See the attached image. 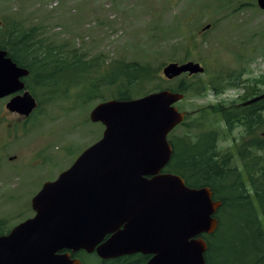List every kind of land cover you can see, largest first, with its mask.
<instances>
[{"label":"rangeland","instance_id":"374dc122","mask_svg":"<svg viewBox=\"0 0 264 264\" xmlns=\"http://www.w3.org/2000/svg\"><path fill=\"white\" fill-rule=\"evenodd\" d=\"M1 26L3 36L14 28L31 32L55 54L76 56L101 70L117 62L139 63L152 74L142 94L184 83L188 90L176 106L189 119L169 135L180 153L199 133L215 132L219 164L243 170L256 159L264 166V151L247 146L264 137V126L252 135L242 123L230 131L209 109L223 104L230 113L264 93V9L257 0H0ZM189 61L205 67V74L172 80L163 75L167 64ZM99 72L91 69L93 78ZM214 86L222 91L215 93ZM36 93L40 104L27 120L7 110L10 98L0 100V223L5 232L32 218L31 201L42 185L57 179L102 137L104 126L92 122L90 113L114 99L110 91L106 100L83 102L73 86L62 87L51 100L42 89ZM195 167L204 169L200 162ZM228 204L233 215L237 207ZM240 234L228 229V247L239 242ZM79 254L87 264H101L96 255Z\"/></svg>","mask_w":264,"mask_h":264},{"label":"water","instance_id":"95a60500","mask_svg":"<svg viewBox=\"0 0 264 264\" xmlns=\"http://www.w3.org/2000/svg\"><path fill=\"white\" fill-rule=\"evenodd\" d=\"M258 5L264 8V0ZM203 72L194 62L163 69L168 79ZM26 75L0 49V99L24 89ZM183 98L162 90L96 105L90 119L104 125L102 138L43 185L32 199L33 218L0 237V264H82L61 250L104 260L142 253L151 255L147 264H206L202 235L217 230L222 203L209 187L191 188L178 175L161 174L172 156L168 135L186 116L174 106ZM35 107L28 91L7 104L26 116Z\"/></svg>","mask_w":264,"mask_h":264},{"label":"trees","instance_id":"16d2710c","mask_svg":"<svg viewBox=\"0 0 264 264\" xmlns=\"http://www.w3.org/2000/svg\"><path fill=\"white\" fill-rule=\"evenodd\" d=\"M2 34L3 26L0 27V48L8 50L14 62L29 70L30 75L25 81L34 95H37V89H42L46 98L51 100L62 87L69 89L71 86L80 91L79 99L83 102L91 98L106 100L108 98L104 96L110 91L111 97L124 101L147 94L141 92L152 74L139 63L117 62L101 70L97 64L87 65L76 56L69 59L62 53L55 54L52 49L46 47L45 40H34L31 32L24 34L14 28L7 31V36ZM92 68L100 71L94 78L91 74ZM170 89L184 92L188 87L181 83L177 89L172 87ZM213 89L216 92L222 91L217 86ZM154 91L156 90L152 92ZM209 109L223 117L230 131L235 129L236 124L242 123L246 126L247 133L252 135L255 131L260 132L264 126L262 116L264 99L253 104L241 105L230 113L223 104ZM188 119L189 117L186 118ZM215 134L199 133L195 140L190 139L185 145L183 153H180L179 146L173 140L174 152L166 171L183 176L190 187H210L214 192V198L222 201L217 214L219 228L212 235H204L208 243L206 264H264V166L259 167V162L254 158V163L247 165L245 172L237 173V169L227 168L226 161L219 164L218 139ZM247 146L250 149L264 150V137L251 140ZM198 162L204 169L195 167ZM231 172L237 173L238 181L227 185L226 181L229 183ZM245 174L250 183L247 182ZM235 195L236 202L233 200ZM228 201L237 207L233 215H228ZM2 228L3 225L0 223V235L9 232ZM229 228H236L241 234L239 242L233 240L228 247L226 235ZM120 262L128 263L132 260L124 258Z\"/></svg>","mask_w":264,"mask_h":264},{"label":"flooded vegetation","instance_id":"af4514ba","mask_svg":"<svg viewBox=\"0 0 264 264\" xmlns=\"http://www.w3.org/2000/svg\"><path fill=\"white\" fill-rule=\"evenodd\" d=\"M258 161V160H257ZM259 162V161H258ZM129 258L132 260V263L134 264H146L147 261L149 260V256L147 255H144V254H141V253H138L136 255H132V256H125V257H122V258H118V259H115V260H110V261H101V264H119L120 263V260H124Z\"/></svg>","mask_w":264,"mask_h":264}]
</instances>
